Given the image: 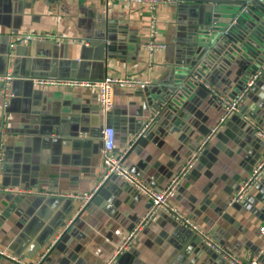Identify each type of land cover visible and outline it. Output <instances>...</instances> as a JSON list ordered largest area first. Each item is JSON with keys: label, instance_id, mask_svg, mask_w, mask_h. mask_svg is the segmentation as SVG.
<instances>
[{"label": "crops", "instance_id": "crops-1", "mask_svg": "<svg viewBox=\"0 0 264 264\" xmlns=\"http://www.w3.org/2000/svg\"><path fill=\"white\" fill-rule=\"evenodd\" d=\"M199 5L159 6L157 40L167 49L149 59L142 47L149 14L140 6L117 3L106 12L98 0H0V76L11 71L19 80L11 86L5 137L0 95V249L25 264H228L161 212L122 247L151 209L139 185L161 191L218 127L170 202L232 254L264 264V177L241 203H231L264 156L255 134L264 130V73L222 124L223 108L212 94L235 99L264 61L237 57L204 71L199 80L209 89L190 78L189 88L175 98L179 107L170 108L168 90L179 76L195 72L189 66L194 41L212 21L210 8ZM27 31L52 32L75 43L18 46L10 60L11 37ZM32 71L44 75L30 88L25 82ZM109 76L151 84L115 88L109 115L94 88L36 84L98 83ZM107 126L116 133L114 154L127 153L124 166L137 183L112 176L97 188ZM89 195L87 204L74 197ZM0 264L17 263L0 257Z\"/></svg>", "mask_w": 264, "mask_h": 264}, {"label": "built area", "instance_id": "built-area-1", "mask_svg": "<svg viewBox=\"0 0 264 264\" xmlns=\"http://www.w3.org/2000/svg\"><path fill=\"white\" fill-rule=\"evenodd\" d=\"M103 3L104 10L110 12L117 3H123L127 6H140L145 8L149 14V29H148V40L142 47L147 50L148 58L152 59L156 51H164L167 49L165 43L159 42L157 40L158 34V8L163 3L172 4L177 0H98ZM53 42L56 44L65 43H75V40H71L62 35H57L52 32H34L27 31L14 34L11 37L9 43V59L11 60L14 55V50L18 46H28L34 43H48ZM264 73V64L249 78L247 83L242 89V92L233 100H228L222 95L216 93L212 90V94L217 97L220 106L223 108V115L220 119V123H224L230 116L237 113L239 107L249 93L251 88L255 85L257 80ZM197 79V78H196ZM16 80V76L11 72H7L5 75L0 76V95L2 97V109L5 110L3 115L4 129L2 130V137L7 135V128L10 125L12 117L8 113V108L10 106V101L13 98L12 83ZM199 80V79H197ZM36 81V80H35ZM200 81V80H199ZM200 83H203L200 81ZM36 84L40 87L53 86V87H78V88H94L98 93V100L100 104L101 111L104 114H109L113 109V97L115 88L119 89H135V88H146L151 84L149 79L141 80L136 78H117V77H106L103 81L98 83H88V82H69V81H53V80H37ZM206 88L209 86L203 83ZM150 123L148 122L144 129L138 134V138L145 136L146 130L149 128ZM218 127L214 128L209 136H207L200 144L198 152L194 153L185 164L181 167L179 172L174 175L170 182L161 191H152L143 185H139L140 190L144 192L148 198L151 200V209L142 219V221L136 226V228L130 232L127 237L126 243L122 247H126L129 243L139 234L146 224L151 221L156 214L163 213L166 216L172 218L179 225L190 230L194 234L198 235L202 242L210 249L220 254L228 264H259V258L250 259L248 261H243L238 256L232 254L230 251L226 250L223 246L214 241L207 233L204 232L199 225L194 221L184 216L177 208H175L170 199L179 188L181 181L184 180L189 172L194 167L196 161L198 160V153L209 143L211 138L217 133ZM256 136L264 144V130L262 128L255 129ZM115 145H116V133L113 127H106L103 132V148L101 151V158L103 161L102 177L97 188L103 183L110 180L112 176H117L126 180L131 184L137 183L136 180L131 177L129 171L124 166V157L127 154L124 152L121 155H115ZM133 145V144H132ZM132 146L129 147V149ZM264 177V156L256 164L251 174L248 176L244 182L239 186L235 196L232 198L231 203H241L250 190L258 184ZM95 188V189H97ZM84 204H87L91 196H74ZM261 233L264 234V227L260 229ZM122 248L118 249V254L121 253ZM261 255V254H260ZM258 255V257H260ZM0 257L6 258L11 262L17 264L21 263L15 256L9 254L7 251L0 249Z\"/></svg>", "mask_w": 264, "mask_h": 264}, {"label": "water", "instance_id": "water-1", "mask_svg": "<svg viewBox=\"0 0 264 264\" xmlns=\"http://www.w3.org/2000/svg\"><path fill=\"white\" fill-rule=\"evenodd\" d=\"M177 1L189 5L190 8L198 7L190 6L194 4L209 7L212 21L208 26L200 29L194 41L196 53L189 66L195 68L196 73H190L185 78L179 76L175 85L168 90V95L173 100L171 103L170 99V108L174 110L179 107V100L175 98L181 96L179 90L185 91L189 88L187 82L190 78L197 81L205 76L204 71L223 67L229 64V59L236 60L237 57L245 62L264 61V0ZM40 75L43 76L44 73L32 71L31 78L25 82L26 86L30 88L34 86L33 80ZM17 81L19 80H14L13 84Z\"/></svg>", "mask_w": 264, "mask_h": 264}]
</instances>
